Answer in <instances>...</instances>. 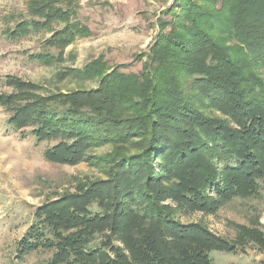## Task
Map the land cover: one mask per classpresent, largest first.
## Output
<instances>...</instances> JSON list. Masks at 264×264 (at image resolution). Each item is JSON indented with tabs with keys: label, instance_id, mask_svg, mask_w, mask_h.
<instances>
[{
	"label": "trees",
	"instance_id": "1",
	"mask_svg": "<svg viewBox=\"0 0 264 264\" xmlns=\"http://www.w3.org/2000/svg\"><path fill=\"white\" fill-rule=\"evenodd\" d=\"M60 2L31 1L33 20L14 35L68 21ZM157 28L145 59L134 58L141 70L116 66L94 91L34 95L36 87L4 77L13 87L0 93L7 124L31 127L39 142L58 141L45 161L73 166L92 148L114 146L97 159L108 166L107 181L77 184L78 194L64 191L36 209V223L18 243L20 257L42 250L51 255L47 264H212V252L247 244L264 253L257 212L234 239L177 220L178 213L212 215L248 199L264 180V0H172ZM79 33L90 36L71 24L48 43L62 50ZM102 60L77 73L103 75ZM128 144L135 154H125ZM91 204L101 212L91 214ZM95 237L104 243L92 245Z\"/></svg>",
	"mask_w": 264,
	"mask_h": 264
},
{
	"label": "rangeland",
	"instance_id": "2",
	"mask_svg": "<svg viewBox=\"0 0 264 264\" xmlns=\"http://www.w3.org/2000/svg\"><path fill=\"white\" fill-rule=\"evenodd\" d=\"M31 1L35 0H0V93L13 91L4 84L5 76L36 87L34 95H50L94 91L100 79L119 65H125L120 69L123 73H138L142 62L134 58L146 55L158 33L157 20L172 0H61L57 7L68 12V21H55L39 30L30 28L16 37L13 31L17 26L33 20L28 14ZM71 24L87 29L90 36L79 33L62 50L48 43L54 33ZM45 53L56 59L46 63L33 59ZM98 57L106 64L103 75L84 79L77 73ZM207 111V115L212 112ZM215 116L221 117L216 112ZM8 118L9 113L0 107V264H47L51 255L46 251L19 256L18 243L36 223V209L64 191L78 194L77 184L107 181L108 166L97 159H105L114 146L88 150L86 160L77 165L52 164L45 161L43 153L58 141L39 142L31 135V127L14 130L7 124ZM136 152L137 148L130 144L125 147L126 155ZM88 210L91 214L101 212L96 204ZM255 212L260 214V231L264 235V180L258 181L257 193L248 199H234L212 215L178 213L177 220L181 224L201 223L219 237L234 239L238 227H251ZM103 243L101 237H95L92 245ZM242 249L235 253L212 252L211 262L263 264L264 253L255 246L247 244Z\"/></svg>",
	"mask_w": 264,
	"mask_h": 264
}]
</instances>
